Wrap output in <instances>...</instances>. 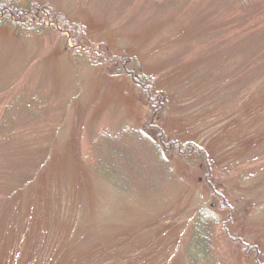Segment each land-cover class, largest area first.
<instances>
[{
	"label": "rangeland",
	"instance_id": "rangeland-1",
	"mask_svg": "<svg viewBox=\"0 0 264 264\" xmlns=\"http://www.w3.org/2000/svg\"><path fill=\"white\" fill-rule=\"evenodd\" d=\"M234 1L5 0L35 22L0 25V264H189L199 211L216 264H264V4Z\"/></svg>",
	"mask_w": 264,
	"mask_h": 264
},
{
	"label": "trees",
	"instance_id": "trees-1",
	"mask_svg": "<svg viewBox=\"0 0 264 264\" xmlns=\"http://www.w3.org/2000/svg\"><path fill=\"white\" fill-rule=\"evenodd\" d=\"M264 4V0H235L234 4L239 5L240 8L244 7H250L251 5L255 4ZM5 6V7H4ZM263 12L262 16H264V7L262 5ZM9 20H13L14 23L11 22L10 28H15V29H24L25 24L30 22L31 20L35 22V18L33 16V10L28 8L26 10H19L15 7L9 8L5 5V0H0V25L1 24H6L9 22ZM21 20V21H20ZM8 25V24H7ZM30 25H32L30 23ZM33 26V25H32ZM33 34V33H32ZM35 34H37L35 32ZM123 64L126 63V61H122ZM126 66V65H125ZM136 66V65H135ZM133 79V78H131ZM135 85H138L137 82H134ZM141 89V88H139ZM162 105H158L157 108H152V116H155L157 112L161 109ZM5 140L4 137H0V143H2ZM178 144V143H175ZM103 169V167H101ZM101 175L103 177H107V172H102ZM219 202V207L223 206L225 209H227L226 203ZM221 208V207H220ZM225 209H220V210H225ZM211 213V211H209ZM192 227H191V233L189 237V242H188V249L186 250L184 258L189 264H196L201 261H211L208 264H216V259L214 256V243H212V227L211 226V221L209 219L208 214H201L200 211L190 221ZM225 235L228 239V231H225ZM257 246L253 245L251 248L252 254L254 255L252 262L253 264H263L260 262L259 259V251L256 248Z\"/></svg>",
	"mask_w": 264,
	"mask_h": 264
}]
</instances>
